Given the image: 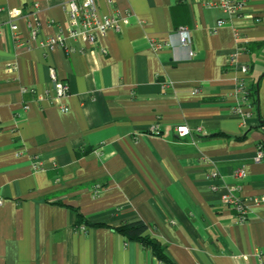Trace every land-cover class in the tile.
Here are the masks:
<instances>
[{"label":"crops","instance_id":"1","mask_svg":"<svg viewBox=\"0 0 264 264\" xmlns=\"http://www.w3.org/2000/svg\"><path fill=\"white\" fill-rule=\"evenodd\" d=\"M69 1L0 0V264H259L264 0H244L233 19L202 0H96L101 13L120 12V30L48 49L43 40L66 31ZM235 53L256 88L245 124L232 112ZM51 66L69 86L62 97ZM182 124L189 134H178ZM234 183L245 221L221 198ZM136 220L168 261L117 231Z\"/></svg>","mask_w":264,"mask_h":264},{"label":"built area","instance_id":"2","mask_svg":"<svg viewBox=\"0 0 264 264\" xmlns=\"http://www.w3.org/2000/svg\"><path fill=\"white\" fill-rule=\"evenodd\" d=\"M109 2H112L109 0ZM206 5H216L223 12L227 14L230 19L241 16L246 5L244 0H202ZM67 21L68 25L66 31L62 30L56 31V33L46 37L43 40V45L48 49H52L55 46H63L68 51H72V46L67 45V38H72L75 40L82 39L89 45L95 44L101 35H105L109 30H120V18L121 14L117 10H112L110 13H101L97 5L96 0H71L68 2L67 8ZM225 24L224 19L218 21V25L221 26ZM11 28L15 29L16 24L9 22ZM2 31V25H0V32ZM180 41L183 45L192 47V39L190 34V29L187 26L179 27ZM39 30L37 28L32 29L31 39L28 42H32L38 36ZM154 46L157 49L162 47V44L154 42ZM194 51H190V55H193ZM229 64L232 67L240 70L242 76L237 80L235 87V104L232 107V112L235 116L239 117L241 122L245 124L248 119L253 115V103L251 98V88L246 80L249 73V65L240 64L237 59V54H232L229 58ZM16 64H9L8 68L10 70L15 69ZM49 78L50 82L53 84L57 97H62L66 95L69 91V86L65 81L58 78L56 68L49 67ZM63 110H67V107H63ZM150 131L152 133L158 134L160 132V126L154 124L151 126ZM176 131L179 135L184 136L190 133V129L186 124L177 126ZM264 158V145L260 143L257 148L256 155L254 157L255 162H260ZM40 164V163H38ZM40 167V165H38ZM244 168L238 167L235 169L234 174L236 177L240 178L244 176ZM211 178L219 179L221 178L220 173L217 169L211 172ZM212 190H219V185L212 184ZM225 192L222 193L221 198L223 203L228 205L236 213L237 217L241 221H245L248 217V203L240 195L241 185L240 184H225ZM254 201L257 203L264 202V196L255 197ZM255 257L259 264H264V246L259 247L255 252Z\"/></svg>","mask_w":264,"mask_h":264},{"label":"trees","instance_id":"3","mask_svg":"<svg viewBox=\"0 0 264 264\" xmlns=\"http://www.w3.org/2000/svg\"><path fill=\"white\" fill-rule=\"evenodd\" d=\"M256 90V88H253ZM253 90L251 89V98L253 99V104L256 102V98L253 95ZM74 212L76 213V217L78 222H85V219L80 216L78 211L73 208ZM149 225L145 223L143 220H136L133 222H126L123 225L117 228L121 234L126 236L128 239L137 240L142 242L145 246L150 247L156 256L162 260L168 261V257L164 252V247L161 242L157 241L156 239L152 238L148 234Z\"/></svg>","mask_w":264,"mask_h":264},{"label":"rangeland","instance_id":"4","mask_svg":"<svg viewBox=\"0 0 264 264\" xmlns=\"http://www.w3.org/2000/svg\"><path fill=\"white\" fill-rule=\"evenodd\" d=\"M253 95L256 98V90L255 89H253Z\"/></svg>","mask_w":264,"mask_h":264}]
</instances>
